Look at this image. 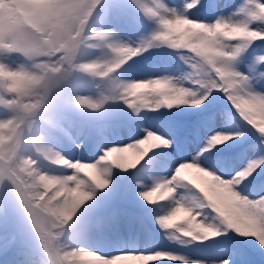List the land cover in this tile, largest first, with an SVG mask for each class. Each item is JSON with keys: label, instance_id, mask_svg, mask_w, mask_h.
<instances>
[{"label": "clouds", "instance_id": "9594fccd", "mask_svg": "<svg viewBox=\"0 0 264 264\" xmlns=\"http://www.w3.org/2000/svg\"><path fill=\"white\" fill-rule=\"evenodd\" d=\"M209 3L0 0V191L11 193L30 236L18 264H235L230 250L207 260L171 251L233 238L264 254V188L245 191L264 173V0H240L228 12L211 0V18L201 14ZM117 12L131 15L134 34L112 25ZM154 53L181 70L134 75ZM216 96L226 104L223 126L170 175H141L147 161L176 148L144 121L202 111ZM114 110L142 135L113 140L105 123L93 139L86 129ZM249 137L254 155L217 171L215 153ZM117 175L134 178L135 197L167 247L107 253L94 243L89 210ZM9 211L0 201V216Z\"/></svg>", "mask_w": 264, "mask_h": 264}, {"label": "rangeland", "instance_id": "374dc122", "mask_svg": "<svg viewBox=\"0 0 264 264\" xmlns=\"http://www.w3.org/2000/svg\"><path fill=\"white\" fill-rule=\"evenodd\" d=\"M239 2H240V0H219L217 11L219 9L218 12H220V11L228 12L232 8H234L235 5L238 4ZM201 14H202V16H207L208 18H211V14L205 15L203 10H202ZM111 23L113 26L117 27L119 30H121L123 32L134 34L133 30L135 28V22L131 18L130 14L127 18H123L120 13H118V12L114 13L112 18H111ZM174 63H175L174 59L168 57L167 55L160 54V53H156V54L154 53V54L148 55L145 58H143L142 60L138 61L136 63V66L133 67L132 73L134 75H136L137 77L145 76V75H158L164 71H168L171 73H177V72H179V68L176 69V67L174 66ZM79 86L83 87V85H79ZM260 88L262 91H264V82L261 83ZM222 110H223V108L218 109V110H216V108H215L213 111H211V114H213V115H211L206 121H203V127H202L201 135L199 137H194L192 134H190V136L185 140V143H184L181 151L179 153H177V152H174V150H173L172 153L174 154V157L172 159L166 160V163L164 166H161V165L155 163L153 160H149L148 162L149 163L151 162L152 163L151 165L153 166V169L151 170L149 175H151L153 172L166 173V174L170 175L171 167L174 166L175 162L180 161L182 159L190 158L197 151H199V149L201 147H203V145H204V141H205L207 134L211 130H213V129L219 130L223 126L224 122L219 118V113ZM119 112H121V111H115L114 110L110 114V116L113 114L117 115V113H119ZM122 112H124V111H122ZM116 115H114V117H116ZM124 116L125 115L123 114L117 120H125L124 118H122ZM165 116H167V117H165L163 119V121H156L155 118L150 117L149 118V125H151L153 128H155L154 130L161 131L162 133L170 136L171 138H174L175 136L172 133V131L174 129H176L177 126L176 125L173 126V124L172 125L171 124L170 125L163 124L164 120L166 118L171 117V116L174 117V116L169 115V114H167ZM101 118H106V117H101ZM73 119L76 120L77 122H79L76 119V117H73ZM88 128L91 131L88 129H86V130L90 131L92 135L93 134L97 135L98 132L101 134L103 133L102 131L98 130L99 128H97V129L92 128L91 125ZM119 129H120V137H119V134L117 135V137H119L121 142L126 143L131 138H133L134 136L142 135V133H138V131H134L133 129H131L130 127H128L124 123H120ZM109 138L115 140V138H112L111 136H109ZM249 138H250V140H246L243 143V147H242V150L240 151V153L233 151V152H230L231 154H229V155H231V156L228 158V160H226V161L225 160H219V159L216 160L217 164L215 166L217 168V171H219L221 169V167L227 168L229 170V172L235 171L243 165L246 158L254 155V151H253L251 146L254 145L256 142L251 137H249ZM228 146H225V147L229 148ZM85 156H86V158L91 156V150L90 149L88 151H86ZM212 159L215 160L214 156L212 157ZM125 178H126V175H117L113 189L111 191L107 192L105 194V197L108 200H110L111 202H115V200L119 201V198L121 200H124L126 198L128 203L137 204L139 206L140 203L136 199L135 193L132 189V181L134 178L132 176L127 177V179L129 178V180H127ZM252 187L255 188L254 192L261 190L262 188H264V179L259 180V181H256V180L252 181L251 183H249L246 186L245 191H248V189H250ZM0 194L4 195L5 204L10 209V211L8 213H9V215L11 214V216H12L11 217L12 224L20 226V227L23 226L27 232L26 238L30 239L26 224L23 223V220L20 218V216L17 213H15L14 211H11V209L13 207V199H12L11 193L7 190H4V191H0ZM101 197L99 198V200L101 199ZM99 200L97 201V206L99 205ZM121 204H123V203H121ZM93 207H94V205H93ZM3 216L7 218V216H5V215H3ZM3 216H0V226L10 225L9 220L4 219ZM18 228L19 227H14L15 230H18ZM97 228L100 230H104V228L101 226H97ZM105 232L109 233L108 231H105ZM10 234H11L10 231L1 234V235H3V237L1 238V241H0V264H18V262L23 259V257L19 256L18 251H16L17 248L12 245ZM129 234H130V231L128 230V228L126 226L121 227V233L117 237V244H119L118 239H121L123 241V244H125V242H127V240H128ZM16 235H15V237H16ZM95 235H96V229H95ZM102 241L105 244L104 238L102 239ZM139 241H141V242H140V245L138 246V248H135L132 246L130 248L108 246V247H105L104 251L107 253H111V252H117V251H121V250H143L145 248L167 247V245L164 244V242L162 240H160V245L155 244V246H146L144 244V240H139ZM94 242L97 246L99 245L98 242H96V241H94ZM239 243L238 244H231L229 242H226V243L225 242H219L215 246H211L212 249L215 248L216 251L208 250L207 248H204L202 250L203 247H200V249L197 247H195V248L176 247V248H172L171 251L184 253L185 255L192 257L194 259L207 260L209 258H214V257L221 255L225 250H230V251L235 253V264H264V254H260L259 252H257V250L254 247H253V252H250L247 250V248L245 246H243L242 243H240V244ZM123 244H119V245H123ZM242 246L244 247L245 251L243 250ZM22 247H25V246L23 244H21L20 248H22ZM26 247H28V246H26ZM12 249H15V250L13 251ZM29 250H30V248L27 250V252H29ZM27 252H23V254H25Z\"/></svg>", "mask_w": 264, "mask_h": 264}, {"label": "trees", "instance_id": "16d2710c", "mask_svg": "<svg viewBox=\"0 0 264 264\" xmlns=\"http://www.w3.org/2000/svg\"><path fill=\"white\" fill-rule=\"evenodd\" d=\"M185 111H195V110H185Z\"/></svg>", "mask_w": 264, "mask_h": 264}, {"label": "snow or ice", "instance_id": "6c2138e0", "mask_svg": "<svg viewBox=\"0 0 264 264\" xmlns=\"http://www.w3.org/2000/svg\"><path fill=\"white\" fill-rule=\"evenodd\" d=\"M99 186H101V187H102L103 185H102V184H100Z\"/></svg>", "mask_w": 264, "mask_h": 264}]
</instances>
